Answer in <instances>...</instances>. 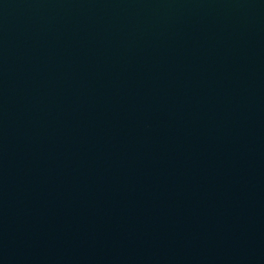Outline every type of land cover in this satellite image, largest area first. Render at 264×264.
<instances>
[{
  "label": "water",
  "instance_id": "1",
  "mask_svg": "<svg viewBox=\"0 0 264 264\" xmlns=\"http://www.w3.org/2000/svg\"><path fill=\"white\" fill-rule=\"evenodd\" d=\"M0 264H264V0H0Z\"/></svg>",
  "mask_w": 264,
  "mask_h": 264
}]
</instances>
